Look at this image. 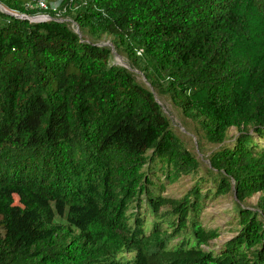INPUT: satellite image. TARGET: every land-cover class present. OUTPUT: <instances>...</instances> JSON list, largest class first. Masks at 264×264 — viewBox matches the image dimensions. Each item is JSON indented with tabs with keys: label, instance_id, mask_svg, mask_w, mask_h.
Masks as SVG:
<instances>
[{
	"label": "trees",
	"instance_id": "1",
	"mask_svg": "<svg viewBox=\"0 0 264 264\" xmlns=\"http://www.w3.org/2000/svg\"><path fill=\"white\" fill-rule=\"evenodd\" d=\"M58 6L70 18L0 8V264H264V0ZM155 94L195 122L198 151L218 144L204 175ZM228 191L233 234L214 242L202 211Z\"/></svg>",
	"mask_w": 264,
	"mask_h": 264
},
{
	"label": "rangeland",
	"instance_id": "2",
	"mask_svg": "<svg viewBox=\"0 0 264 264\" xmlns=\"http://www.w3.org/2000/svg\"><path fill=\"white\" fill-rule=\"evenodd\" d=\"M45 3V7H40L36 0H31L26 2V5L32 6L35 11L28 15L30 20L32 21H39L43 19H49L53 17H62V18H70L67 15V12H61L59 10L58 2L59 0H43ZM41 9H39L38 7ZM14 13H18L16 11L11 10ZM63 11V10H62ZM66 14V16H65ZM70 26V25H69ZM73 29L81 34V36H86L87 31L84 28L83 30H79L75 25ZM99 42L110 44L111 36L108 34H102L98 38ZM113 61L116 63L127 65V61L125 56L122 53H113L112 57ZM135 73V78L137 82L141 83L142 85L149 87L147 81L144 79L141 72L137 69H133ZM158 101L163 105V109L168 112V115L171 119L172 128L174 132L184 141L188 148L196 152V156L199 160V168L194 173L193 177H198L200 175H204L206 171V166L208 165L207 161V154L214 148L217 147V143L208 142L205 139L201 138V150H197L196 148V136H195V127L196 124L193 120L186 117L173 102L166 95H157L155 94ZM236 130L234 127H229L227 131V135L235 134ZM258 143L264 145L263 138H257ZM189 174H182L179 175L177 179L166 183L165 188L162 190L163 194L169 196H180L182 192L191 184L193 181ZM259 192H255L245 198L243 204L254 207L256 202L257 196ZM232 194L228 191L215 197L213 199H207L206 205L202 211V222L205 226H218L220 233L218 237L213 239L212 241L218 242L225 238H228L230 235L233 234V229H228L233 224L234 211L232 210L233 200ZM14 201H16V197H14ZM56 222H64L63 217L60 215L55 216Z\"/></svg>",
	"mask_w": 264,
	"mask_h": 264
},
{
	"label": "water",
	"instance_id": "3",
	"mask_svg": "<svg viewBox=\"0 0 264 264\" xmlns=\"http://www.w3.org/2000/svg\"><path fill=\"white\" fill-rule=\"evenodd\" d=\"M0 8H1L2 10L6 11L7 13L12 14V15H14V16H21V17H27V18H29L28 16H25L24 14L14 13V12H12V11H10V10H6V9H5L4 7H2L1 5H0ZM29 20H30V18H29Z\"/></svg>",
	"mask_w": 264,
	"mask_h": 264
},
{
	"label": "built area",
	"instance_id": "4",
	"mask_svg": "<svg viewBox=\"0 0 264 264\" xmlns=\"http://www.w3.org/2000/svg\"><path fill=\"white\" fill-rule=\"evenodd\" d=\"M37 3L40 7H45V3L43 2V0H37Z\"/></svg>",
	"mask_w": 264,
	"mask_h": 264
}]
</instances>
